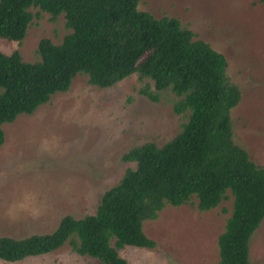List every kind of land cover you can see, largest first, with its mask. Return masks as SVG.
Returning <instances> with one entry per match:
<instances>
[{
  "label": "trees",
  "instance_id": "obj_1",
  "mask_svg": "<svg viewBox=\"0 0 264 264\" xmlns=\"http://www.w3.org/2000/svg\"><path fill=\"white\" fill-rule=\"evenodd\" d=\"M30 8L51 20L62 14L70 32L59 44L41 38L35 62L22 60L18 50L0 52V145L3 124L68 90L77 74L100 88L134 74L141 95L156 102L170 91L174 111L188 114L161 146L146 141L121 155L134 167L104 190L92 214H65L47 233L0 236V260L18 262L67 242L102 264H127L121 247L155 246L143 222L194 197L200 211L231 199L217 237L218 264H250L249 239L264 218V169L233 139L230 111L241 91L227 76L225 56L176 17L140 10L138 0H0V37L20 43L34 17Z\"/></svg>",
  "mask_w": 264,
  "mask_h": 264
},
{
  "label": "rangeland",
  "instance_id": "obj_2",
  "mask_svg": "<svg viewBox=\"0 0 264 264\" xmlns=\"http://www.w3.org/2000/svg\"><path fill=\"white\" fill-rule=\"evenodd\" d=\"M138 8L156 18L176 17L225 56L227 76L241 91L240 102L230 111L233 139L264 169V2L138 0ZM30 9L34 17L23 40L0 37V52L18 50L22 60L35 62L41 38L59 44L70 30L62 14L51 20L48 13L37 16V9ZM141 85L132 74L100 88L77 74L68 90L2 125L0 236L47 233L65 214H92L104 190L134 167L121 160L124 152L146 141L161 146L180 131L188 113L174 111L177 97L163 91L154 102L138 92ZM26 196L39 215L16 208ZM196 202L191 197L179 206L167 205L156 219L144 221L143 231L155 246L126 245L118 249L120 257L127 264H218L217 237L230 214L231 199L208 211H200ZM248 258L250 264H264V218L249 239ZM0 264L102 263L78 255L66 242L52 252Z\"/></svg>",
  "mask_w": 264,
  "mask_h": 264
},
{
  "label": "clouds",
  "instance_id": "obj_3",
  "mask_svg": "<svg viewBox=\"0 0 264 264\" xmlns=\"http://www.w3.org/2000/svg\"><path fill=\"white\" fill-rule=\"evenodd\" d=\"M53 143L55 144L56 142L53 141ZM43 146L46 148L47 145H48V141L45 140L42 142ZM30 199V197H25L24 198V201L25 202H22V203H19L16 205V208L20 211H30L32 213V215L36 216V215H39V209L38 208H35V207H30L29 203H27V201ZM12 209L10 208L9 209V213H11Z\"/></svg>",
  "mask_w": 264,
  "mask_h": 264
}]
</instances>
